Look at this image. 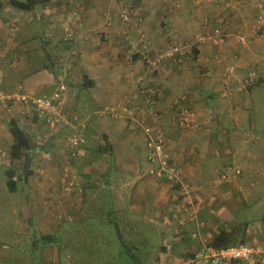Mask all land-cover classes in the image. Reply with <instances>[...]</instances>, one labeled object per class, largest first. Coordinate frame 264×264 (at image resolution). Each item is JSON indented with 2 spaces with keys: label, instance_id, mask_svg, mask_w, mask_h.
I'll return each instance as SVG.
<instances>
[{
  "label": "crops",
  "instance_id": "crops-1",
  "mask_svg": "<svg viewBox=\"0 0 264 264\" xmlns=\"http://www.w3.org/2000/svg\"><path fill=\"white\" fill-rule=\"evenodd\" d=\"M8 1L0 88L48 97L63 86L68 124L55 129L28 107L0 106V145L10 153L17 127L30 146L0 168V264H24V242L57 263L63 233H99L107 244L115 233L121 264H190L203 245L234 244L262 249L264 264V0H51L30 11ZM214 30L221 45L200 40ZM176 45L193 47L194 66L179 55L147 69V51ZM154 115L187 195L151 172L144 128ZM75 132L84 156L71 160L76 190L65 193ZM46 235L52 244L40 246Z\"/></svg>",
  "mask_w": 264,
  "mask_h": 264
},
{
  "label": "built area",
  "instance_id": "built-area-1",
  "mask_svg": "<svg viewBox=\"0 0 264 264\" xmlns=\"http://www.w3.org/2000/svg\"><path fill=\"white\" fill-rule=\"evenodd\" d=\"M122 13L123 21L127 22L130 16L129 13L126 11ZM263 23L264 17L259 16L256 23L259 29L260 25H263ZM238 38L242 43H245L247 40L243 35ZM200 40H212L215 45H221L223 43V36L218 30H214V33L210 36L201 37ZM1 55L2 51L0 50V56ZM179 55H184V47L182 48V46L176 45L156 53H147L143 58L147 68L151 71H155L165 62L173 60ZM251 79L252 77L245 82V86H248L252 82ZM19 89L14 92H7L0 88V106L12 105L14 108L28 107L38 119L55 129L68 124V120H66L60 112L61 91L64 89L63 86H60L58 90L48 97H35L23 93ZM152 93V96H154V94L157 95L159 90L152 91ZM140 94L148 96L149 91L147 93L144 89H141ZM144 130L148 136V161L152 167L151 172L156 177L166 180L182 195H187L189 185L183 181L181 172L170 161V157L166 151L165 131L158 117L154 115L151 122ZM84 142L83 136L78 132L72 134L68 139L69 152L67 159H65L62 174V190L65 193L76 190L70 163L72 159L84 156ZM44 158L51 160V156L48 153L44 155ZM10 162V153L0 145V168L9 165ZM262 251V249L247 244H234L224 248H213L209 245H203L193 254L190 264H259L258 257Z\"/></svg>",
  "mask_w": 264,
  "mask_h": 264
},
{
  "label": "rangeland",
  "instance_id": "rangeland-1",
  "mask_svg": "<svg viewBox=\"0 0 264 264\" xmlns=\"http://www.w3.org/2000/svg\"><path fill=\"white\" fill-rule=\"evenodd\" d=\"M57 25L60 27L62 23L59 22ZM60 30L62 31V28H60ZM244 36L247 37V35ZM147 53H151V52L147 51L146 54ZM184 53L185 54L181 56L183 60L186 62V65L194 66L195 52L193 47L191 46L186 47ZM142 89H144L147 93L150 90L147 88H142ZM157 90L159 89H153V91H157ZM149 94H151L152 96L153 95L152 91H149ZM11 165H13V162H11L9 165H6L4 167H10ZM15 165L21 169L23 167V162H17ZM96 227L100 229V226H96ZM84 228L85 227L82 226L80 227L79 230ZM90 234L91 233H88V236H84L83 238H80L81 236L68 237L66 233H63V235L59 237L60 240H58L57 242V244L59 245V259L57 260V263L58 264H121L120 261L123 257L121 255L119 257L115 256L116 255L115 251L116 249H118L117 248L118 239L115 240V233L112 234L114 240L109 242L108 244L107 242L103 241L99 233L94 234L96 239H92L93 237H91ZM18 244L19 243H17L16 246H18ZM21 245L24 246V252L21 254L20 260H22L24 264H57L54 258H49L50 259L49 262H45L39 256L38 251L32 248V246H34L32 242H24ZM39 245L43 246L44 243L41 241ZM107 247L109 249H112L113 254L111 255V257L106 256L105 251H107L108 254L110 253L108 252L109 250L106 249ZM113 256L115 258H113ZM116 259L117 262H115ZM15 262L16 260L14 259V261L11 262V264H16Z\"/></svg>",
  "mask_w": 264,
  "mask_h": 264
},
{
  "label": "trees",
  "instance_id": "trees-1",
  "mask_svg": "<svg viewBox=\"0 0 264 264\" xmlns=\"http://www.w3.org/2000/svg\"><path fill=\"white\" fill-rule=\"evenodd\" d=\"M51 0H9L8 4L18 10L21 11H30L32 10L36 5L44 2H48ZM14 127V126H13ZM13 135H14V145L10 151V159L11 162H14V160H20L21 158L27 156V151L30 149L29 141L24 135V133L19 130L17 127H14L13 129ZM10 162V163H11ZM10 190L13 191L12 182L9 181L8 183ZM41 241L44 243V245L52 244L53 238L50 235L42 236ZM56 241H54L55 243Z\"/></svg>",
  "mask_w": 264,
  "mask_h": 264
}]
</instances>
